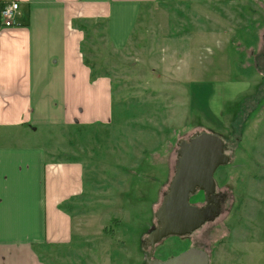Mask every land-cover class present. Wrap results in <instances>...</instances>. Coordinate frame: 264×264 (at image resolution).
Returning <instances> with one entry per match:
<instances>
[{"label":"rangeland","instance_id":"rangeland-1","mask_svg":"<svg viewBox=\"0 0 264 264\" xmlns=\"http://www.w3.org/2000/svg\"><path fill=\"white\" fill-rule=\"evenodd\" d=\"M79 25L84 66L110 79L114 115L90 129L38 130L54 137L44 142L52 160L86 165L90 196L74 213L94 225L45 261L147 264L151 253L167 261L203 247L210 264H243L264 240V0H158L143 8L121 49L112 45L107 21ZM201 133L226 139L231 158L215 175L227 196L221 215L153 250L143 240L158 226L154 216L175 176L179 141Z\"/></svg>","mask_w":264,"mask_h":264},{"label":"crops","instance_id":"crops-1","mask_svg":"<svg viewBox=\"0 0 264 264\" xmlns=\"http://www.w3.org/2000/svg\"><path fill=\"white\" fill-rule=\"evenodd\" d=\"M14 1V25L0 17V264H49L44 254L71 247L94 225L74 213L88 195L86 165L52 160L44 142L54 137L38 130L90 129L114 115L110 79H93L84 66L79 24L107 21L121 49L143 8L158 0H0V12ZM245 254L243 264H264V240Z\"/></svg>","mask_w":264,"mask_h":264},{"label":"water","instance_id":"water-1","mask_svg":"<svg viewBox=\"0 0 264 264\" xmlns=\"http://www.w3.org/2000/svg\"><path fill=\"white\" fill-rule=\"evenodd\" d=\"M226 149L223 139L212 133L179 141L175 176L155 213L158 226L152 227L144 241L153 250L169 237L191 236L221 215L215 175L220 167L231 162ZM199 191L206 197L207 205L203 207L191 203L192 196ZM151 256L152 253L146 257L147 264H210L209 254L197 247L167 261L152 260Z\"/></svg>","mask_w":264,"mask_h":264},{"label":"built area","instance_id":"built-area-1","mask_svg":"<svg viewBox=\"0 0 264 264\" xmlns=\"http://www.w3.org/2000/svg\"><path fill=\"white\" fill-rule=\"evenodd\" d=\"M20 10V5L17 2L5 3L1 9V23L5 27L14 25L15 17Z\"/></svg>","mask_w":264,"mask_h":264},{"label":"flooded vegetation","instance_id":"flooded-vegetation-1","mask_svg":"<svg viewBox=\"0 0 264 264\" xmlns=\"http://www.w3.org/2000/svg\"><path fill=\"white\" fill-rule=\"evenodd\" d=\"M217 183V182H216ZM199 195H201V196H203V198H204V200H205V204H203V205H198V204H194V205H196V206H199V207H203V206H205V205H207V202H206V197H205V195H204V193L203 192H201V191H199L197 194H195L194 196H192L193 198L194 197H197V196H199ZM216 199H218L219 201H220V203H221V210H222V208H223V203L226 201V199H227V196L226 195H222L220 192H218V184H217V190H216ZM217 219V218H216ZM215 219V220H216ZM214 220V221H215ZM213 222V221H212ZM208 223H210V222H208ZM207 223V224H208ZM143 242H144V240H143ZM145 243V242H144ZM145 245H148L147 243H145ZM197 248H200V249H202V250H204L205 252H207L208 254H209V256H210V250H207V249H205V248H203V247H197ZM157 260V259H156ZM161 261H163V260H161ZM165 261V260H164Z\"/></svg>","mask_w":264,"mask_h":264},{"label":"trees","instance_id":"trees-1","mask_svg":"<svg viewBox=\"0 0 264 264\" xmlns=\"http://www.w3.org/2000/svg\"><path fill=\"white\" fill-rule=\"evenodd\" d=\"M87 64V63H86ZM95 77H100V76H98V75H96V74H94V72H93V78H95ZM107 77V76H106ZM257 98H259V95L257 96ZM256 99V97L255 96H252V97H249V98H247L246 100H245V104H248L250 101H254ZM226 139H224V141H225ZM230 164V163H229ZM228 164V165H229ZM154 218H155V220H156V217L154 216ZM120 222V221H119ZM117 223L118 224V226L120 225V223ZM105 233H106V231H105ZM211 258V257H210Z\"/></svg>","mask_w":264,"mask_h":264}]
</instances>
